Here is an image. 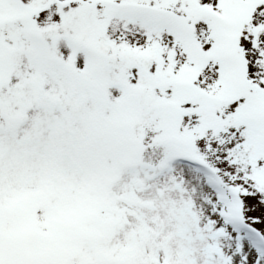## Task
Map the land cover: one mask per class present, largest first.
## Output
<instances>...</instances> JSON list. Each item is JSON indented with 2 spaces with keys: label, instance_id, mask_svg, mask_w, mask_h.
<instances>
[{
  "label": "snow or ice",
  "instance_id": "1",
  "mask_svg": "<svg viewBox=\"0 0 264 264\" xmlns=\"http://www.w3.org/2000/svg\"><path fill=\"white\" fill-rule=\"evenodd\" d=\"M0 264H264V0H0Z\"/></svg>",
  "mask_w": 264,
  "mask_h": 264
}]
</instances>
